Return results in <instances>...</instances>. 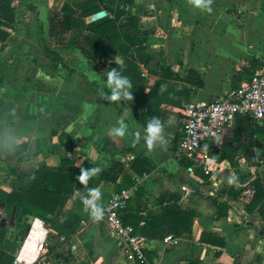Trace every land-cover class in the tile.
Segmentation results:
<instances>
[{
	"label": "crops",
	"instance_id": "0c3cea01",
	"mask_svg": "<svg viewBox=\"0 0 264 264\" xmlns=\"http://www.w3.org/2000/svg\"><path fill=\"white\" fill-rule=\"evenodd\" d=\"M12 7L14 21L0 19V255L30 264H264V143L242 135L250 150L218 160L238 145L234 124L226 128L209 146L208 176L188 173L175 152L184 104L230 96L264 71V0H211L210 12L193 0ZM99 24L109 39L92 47ZM111 67L133 79L131 98L110 101L107 88L101 96ZM191 69L201 87L185 80ZM181 89L188 97L177 104ZM154 115L165 121L164 142L148 148L135 133ZM121 118L129 134L117 137L110 130ZM94 165L101 172L89 187L101 189L103 209L132 190L122 218L143 243L141 259L124 253L105 214L91 217L81 191L63 194L53 215L7 204L11 191L30 190L47 173ZM38 189L56 190L43 182Z\"/></svg>",
	"mask_w": 264,
	"mask_h": 264
},
{
	"label": "built area",
	"instance_id": "2783aa9c",
	"mask_svg": "<svg viewBox=\"0 0 264 264\" xmlns=\"http://www.w3.org/2000/svg\"><path fill=\"white\" fill-rule=\"evenodd\" d=\"M181 127L177 136L176 155L189 161L187 172L201 176L210 174L209 146L222 132L234 124L236 117L243 116L264 124V71L253 73L248 82L230 96H218L208 102L190 101L180 110ZM131 189L114 194L103 211L105 222L123 245L126 255L142 258L143 243L134 228L122 218ZM43 250V243L37 246ZM38 262H44L39 259ZM12 264H30L14 258Z\"/></svg>",
	"mask_w": 264,
	"mask_h": 264
},
{
	"label": "trees",
	"instance_id": "16d2710c",
	"mask_svg": "<svg viewBox=\"0 0 264 264\" xmlns=\"http://www.w3.org/2000/svg\"><path fill=\"white\" fill-rule=\"evenodd\" d=\"M12 3H13V0H0V19L8 23H12L15 18ZM109 23L113 24V22L111 21ZM102 28H103L102 24H99L96 27H94V30H93L94 39L92 42V47L95 44L98 46L102 44L103 35L106 38V40L109 39V35L107 37V34H103L100 31ZM131 72L132 71H126V74H129ZM130 80L133 83V79L130 78ZM136 80H139L138 75L136 76ZM185 80L188 83L195 85L196 87L202 86V80H201L200 74L195 70H192V69L189 70L187 72ZM184 94H187V95H185L184 97ZM174 95H176V98L178 97V99L176 100V103L180 104L182 100H185L188 97V91L185 89H181L177 92V94H174ZM242 135H245L248 137V140H247L248 142H252L254 137H258L264 143V127L259 126L253 120L247 117L238 116L236 117L234 121V132H233V137H232L234 141L238 142V145L232 148H226V147L222 148L221 154H219L218 156V160L222 159L223 157L234 156L235 153L242 147H244L245 150L247 151L250 150V146L248 145L244 146L241 143ZM142 171L146 172L147 169L143 168ZM78 174H79L78 170H74L69 175L60 174V173H47L43 179L37 180L35 186L31 188L30 190H27L24 192H18L14 190L11 191L7 199V204L8 206H13V205H16L17 203L22 204V205H29L46 214L53 215L57 210V207L59 205V202L63 194L69 195V194H72L74 190H78V191L83 192L84 196L87 195V191H88L91 181L89 180V184L87 186L81 185L79 181L76 180V176ZM42 182L48 183L49 185L54 187L56 190L55 191L39 190L38 186ZM255 198L257 199L258 197L256 196ZM125 222L127 223V220ZM262 231L263 232L261 233V235L264 238V229ZM218 244L222 246L224 243L223 241H220ZM12 260L13 258L9 254L4 253V252L1 253L0 264H11ZM187 264H199V262L192 261V262H188Z\"/></svg>",
	"mask_w": 264,
	"mask_h": 264
},
{
	"label": "clouds",
	"instance_id": "9594fccd",
	"mask_svg": "<svg viewBox=\"0 0 264 264\" xmlns=\"http://www.w3.org/2000/svg\"><path fill=\"white\" fill-rule=\"evenodd\" d=\"M211 0H193L196 8L206 11H211ZM106 79L103 80L100 87L101 96H104V89L110 90L107 99L110 101H121L122 97H132L133 84L127 75L121 74L117 67L107 68L103 71ZM175 123L174 117L167 120L168 125ZM165 121L159 116L150 117L144 124L142 129H137L135 136L137 140L140 139V134L143 132V141L148 148L154 147L157 143L164 142ZM111 133L117 137H124L129 134V127L127 122L121 118L117 124L111 128ZM101 172L98 165L92 167H81L76 180L81 185L87 186L89 180ZM235 177L229 176L228 181L231 183ZM102 191L99 187H89L88 194L82 197L83 205L94 220H100L103 215V207L101 204Z\"/></svg>",
	"mask_w": 264,
	"mask_h": 264
},
{
	"label": "rangeland",
	"instance_id": "374dc122",
	"mask_svg": "<svg viewBox=\"0 0 264 264\" xmlns=\"http://www.w3.org/2000/svg\"><path fill=\"white\" fill-rule=\"evenodd\" d=\"M218 97V96H217ZM217 97H215V98H217Z\"/></svg>",
	"mask_w": 264,
	"mask_h": 264
}]
</instances>
